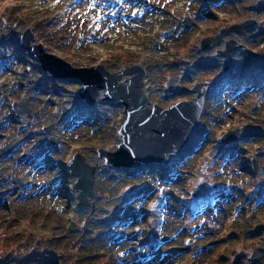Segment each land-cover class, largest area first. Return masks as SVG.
<instances>
[{
	"label": "rangeland",
	"instance_id": "374dc122",
	"mask_svg": "<svg viewBox=\"0 0 264 264\" xmlns=\"http://www.w3.org/2000/svg\"><path fill=\"white\" fill-rule=\"evenodd\" d=\"M96 2V8H89L92 0H0V146L7 141L16 144L0 155V223L6 222L0 236L19 232L25 240L18 245L63 253L69 244L80 242L78 235L67 245L63 240L78 223L71 190L74 177L65 169L66 161L78 152L96 169V195L90 205L95 208L80 213L86 236H100L107 251L118 252L110 260L102 255L86 264H209L218 257L221 263L236 264L238 256L240 264H259L264 212L253 210L264 205V0ZM183 16L192 19L191 28L182 23ZM249 19L256 22L251 30L239 39L229 34L241 44L226 58L232 66L224 81L231 83L222 85L226 91L209 92L185 148L161 164L134 168H113L96 156V148L113 151L120 142L117 129L124 119L123 106L104 101L103 90L88 106L79 96L78 79H51L32 54L18 46L20 33L29 27L34 44L41 43L45 52L75 68L103 65L112 73L141 64L147 105L168 107L193 99L189 88L195 82L206 87L215 83L221 60L212 50L199 51L200 39ZM174 75L179 76L176 86L166 90V78ZM24 98L29 115L21 123L11 104ZM50 122H56L57 145L49 144L42 132ZM242 125L234 143L224 147L218 142L222 133ZM251 158L257 164L256 176ZM16 177L23 186L12 182ZM207 182L219 188L203 186ZM65 190L67 199L62 197ZM190 191L201 195L192 201ZM38 192L40 203L34 198ZM39 207L42 215L34 216ZM50 207L61 214L45 219ZM51 239L61 241L52 244ZM187 239L199 249L181 252Z\"/></svg>",
	"mask_w": 264,
	"mask_h": 264
},
{
	"label": "water",
	"instance_id": "95a60500",
	"mask_svg": "<svg viewBox=\"0 0 264 264\" xmlns=\"http://www.w3.org/2000/svg\"><path fill=\"white\" fill-rule=\"evenodd\" d=\"M206 0H202L205 2ZM182 23L190 28L194 22L189 16L182 17ZM255 24V20H244L240 23L231 24L218 30L213 37H203L198 43V49L204 50L208 46H217L221 38L232 34L239 39L243 31ZM34 34L28 27L20 33L19 45L22 49L29 51L38 61L43 71L48 72L52 79L74 78L78 79L82 86L79 96L89 106L94 105L99 92L103 90L102 99L106 101H118L123 105L124 120L117 130L120 142L115 146V150L107 151L102 147L96 149L97 158H101L106 165L113 167H135L137 165H148L162 163L166 156L172 159L188 143L191 134L198 124L201 114L204 97L208 92L201 82L194 83L190 91L194 94L192 100H178L168 107H161L156 103L147 106V95L145 93V69L141 64L123 66L119 72H108L103 65H93L90 67H72L62 59L45 52L41 43L34 44ZM236 48V40L225 42L224 49L217 50L216 55H224L232 52ZM229 68L226 64L223 72ZM123 77V80L119 81ZM219 77H217L218 79ZM179 76H169L166 80V89L176 85ZM181 90H184L182 88ZM15 116L28 113L29 109L25 98L20 103H12ZM65 110L61 111L64 114ZM38 116V111L33 113L32 119ZM26 115L20 117L24 122ZM56 123H50L42 127L45 135H49L51 144H58L59 140L52 135ZM239 134V130L224 132L219 137V142L226 144L234 141ZM14 147V143L7 142L0 146V155L9 152ZM253 174H257V164L254 158L250 159ZM206 162H204L200 172L205 174ZM67 172L75 178L71 189L75 192L77 203L81 207L92 204L96 189L93 186L95 176V166L87 164L84 157L75 152L65 163ZM17 186H22L23 182L19 177L13 180ZM211 189H216L217 184L204 183ZM128 192H124L127 194ZM192 200L196 201L200 194L191 191ZM199 247L192 244L191 239L185 241L181 251L198 250Z\"/></svg>",
	"mask_w": 264,
	"mask_h": 264
},
{
	"label": "trees",
	"instance_id": "16d2710c",
	"mask_svg": "<svg viewBox=\"0 0 264 264\" xmlns=\"http://www.w3.org/2000/svg\"><path fill=\"white\" fill-rule=\"evenodd\" d=\"M40 193H36L34 195L35 201L40 203V199H39ZM43 196L41 195V198ZM63 199H67V190H65L63 192L62 195ZM67 210L69 209V203L66 205ZM95 207L94 206H90V207H85V208H80L77 207V209L79 210V217L77 218V227H72L71 230L69 231L68 235L64 237V243L68 242V239H70L72 236L74 235H78V238L80 239V242L78 243H74L73 244H69L67 246V248H69V250L65 249V252H56L55 250L48 251L47 248L46 249H27V245L25 244H19V241L21 240L24 241L25 239H20L23 238V236H21V234L19 232H10V233H6L2 236H0V245L5 244L3 248H0V264H55V261L61 263V262H65V260H70V257L73 259V262H69L68 264H86L88 262H93L96 260H100L99 257L103 256H107L106 258H108V260H110L111 256L113 255H118V252H114V251H107V249H105L101 242H100V236H98L97 238H93L92 236H90V238H88L86 236V232H87V224H85V218L80 214L81 211H87V210H93ZM45 211V210H44ZM253 214H259V212H264V205H258L254 208L253 210ZM61 214V211L57 210L56 207L54 209H52V207L48 208V211L45 213V215L43 216L45 219H49V217H57ZM37 215H42V208L39 207L37 208L36 212L34 213V216ZM33 219L35 220V218L33 217ZM83 219V220H82ZM5 223H0L1 227L5 226ZM229 226V225H228ZM10 228V227H8ZM259 230H261V228H258ZM262 231V230H261ZM34 231H32L31 233H33ZM247 232V231H246ZM255 232V229H254ZM253 232V233H254ZM248 233V232H247ZM246 233V234H247ZM36 234V233H35ZM34 234V236H35ZM8 235V239L7 238ZM251 235V234H250ZM33 236V237H34ZM10 240H12V242L9 245ZM15 240H17L16 244H15ZM52 244H59L61 239H51L49 240ZM27 242V240H26ZM25 242V243H26ZM35 248V247H34ZM241 249H243V246L240 247ZM263 254L259 259V264H264V250L262 251ZM74 253V255H73ZM242 256H238L237 257V261H235L236 264H240V259ZM219 259V257L217 258V260ZM210 261L209 264H224L218 261ZM111 263V261H109ZM64 264H67V262H65ZM113 264V263H111ZM165 264V263H164Z\"/></svg>",
	"mask_w": 264,
	"mask_h": 264
},
{
	"label": "flooded vegetation",
	"instance_id": "af4514ba",
	"mask_svg": "<svg viewBox=\"0 0 264 264\" xmlns=\"http://www.w3.org/2000/svg\"><path fill=\"white\" fill-rule=\"evenodd\" d=\"M248 29H246V30H244V32H248L247 31ZM243 32V33H244ZM231 38H233V36H231V35H225V36H223V38H222V40H221V43L217 46V47H212V46H209V47H207L206 48V50H212L213 51V53H215V51L216 50H221V49H223L224 48V44H225V42L227 41V40H229V39H231ZM236 49H234L232 52H234V51H236V50H238V49H240L241 48V44H239L238 42H237V45H236ZM213 48H214V50H213ZM231 52V53H232ZM231 53H229V54H227V55H222V56H215L216 58H217V60H221L220 61V65H219V67L218 66H216L217 68L216 69H218L217 70V73H216V76H215V83L212 85V86H210L209 87V91L212 93V94H215V93H217V92H219V91H226L227 89H228V87L227 86H222V85H224V84H230L231 82L230 81H224L226 78H228V75H229V73H230V69H231V61H230V59H228V60H226V58H228V56H230V54ZM228 62V64H229V66H230V68L226 71V72H224V73H222L221 72V69H222V67L226 64ZM220 69V70H219ZM216 77H219V79L217 80L216 79ZM239 93V92H238ZM29 115V114H28ZM241 127V126H240ZM243 130V129H242ZM242 130H240L239 131V135L241 134L240 132L242 131ZM238 135V136H239ZM232 143H234L233 141L232 142H230V143H228V144H225V145H223L224 147H226L227 145H230V144H232Z\"/></svg>",
	"mask_w": 264,
	"mask_h": 264
},
{
	"label": "snow or ice",
	"instance_id": "6c2138e0",
	"mask_svg": "<svg viewBox=\"0 0 264 264\" xmlns=\"http://www.w3.org/2000/svg\"><path fill=\"white\" fill-rule=\"evenodd\" d=\"M57 2H59V0H57ZM69 3L74 4V3H76V0H69ZM88 7H89V8H96V7H97V2H96V0H92V3L88 4ZM76 11L79 12L80 9L77 8ZM136 14H137L136 12H133V13H132L133 16H135ZM112 15H115V13H112ZM96 18L99 20L101 17H100L99 15H97ZM105 31H107V29H105ZM121 255H123V253H121Z\"/></svg>",
	"mask_w": 264,
	"mask_h": 264
}]
</instances>
